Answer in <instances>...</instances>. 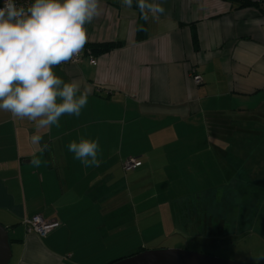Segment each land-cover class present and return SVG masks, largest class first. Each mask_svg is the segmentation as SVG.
Segmentation results:
<instances>
[{
	"label": "crops",
	"instance_id": "1",
	"mask_svg": "<svg viewBox=\"0 0 264 264\" xmlns=\"http://www.w3.org/2000/svg\"><path fill=\"white\" fill-rule=\"evenodd\" d=\"M155 2L165 13L145 22L135 7L100 0L85 45L97 64L85 56L54 68L90 89L79 117L64 115L60 128L37 132L0 111L9 264H111L178 240L185 226L198 227L192 208L201 196L232 185L252 151L263 161L262 148L235 141L264 134V4ZM97 43L119 46L96 55L87 45ZM34 134L47 151L32 143ZM80 137L98 140V167L85 168L68 151ZM130 157L142 165L126 171ZM36 215L59 225L46 236L28 232L24 221Z\"/></svg>",
	"mask_w": 264,
	"mask_h": 264
},
{
	"label": "clouds",
	"instance_id": "2",
	"mask_svg": "<svg viewBox=\"0 0 264 264\" xmlns=\"http://www.w3.org/2000/svg\"><path fill=\"white\" fill-rule=\"evenodd\" d=\"M139 10L145 22L159 19L165 8L155 0H120ZM100 0H33L27 6L4 0L0 8V111L15 121L28 120L40 129L60 128L64 115L79 117L90 89L65 81L54 68L79 56L88 41L86 25L100 15ZM141 30H146L141 27ZM43 137L34 134L33 144ZM85 168L98 167V140L80 137L67 145ZM48 145H41L45 152ZM32 165L42 161L34 156Z\"/></svg>",
	"mask_w": 264,
	"mask_h": 264
},
{
	"label": "rangeland",
	"instance_id": "3",
	"mask_svg": "<svg viewBox=\"0 0 264 264\" xmlns=\"http://www.w3.org/2000/svg\"><path fill=\"white\" fill-rule=\"evenodd\" d=\"M261 125L260 132H264V121ZM260 140L257 134L236 138L235 144L264 151V134ZM256 156L254 151L247 154L246 170L239 171L232 185L206 193L194 204L197 228L185 226L184 234L174 236L178 240L150 249H184L244 264H264V153L260 164Z\"/></svg>",
	"mask_w": 264,
	"mask_h": 264
},
{
	"label": "water",
	"instance_id": "4",
	"mask_svg": "<svg viewBox=\"0 0 264 264\" xmlns=\"http://www.w3.org/2000/svg\"><path fill=\"white\" fill-rule=\"evenodd\" d=\"M12 246L9 231L0 223V264H9ZM111 264H244L184 249H146Z\"/></svg>",
	"mask_w": 264,
	"mask_h": 264
},
{
	"label": "built area",
	"instance_id": "5",
	"mask_svg": "<svg viewBox=\"0 0 264 264\" xmlns=\"http://www.w3.org/2000/svg\"><path fill=\"white\" fill-rule=\"evenodd\" d=\"M251 1L261 2L262 0H251ZM15 2L17 3V5L27 6L33 1L32 0H15ZM3 5H4V0H1L0 8H2ZM85 56L89 57L91 64L93 65L97 64L96 57L91 53L87 55L85 48H84L83 52L79 56L75 57L72 61L68 63L61 64L60 66L79 65L84 60ZM193 77L197 84L202 83V77L200 75H194ZM141 165H142V161H140L136 157H130L126 159L123 163L124 169L126 171L134 170L140 167ZM24 223L27 226L28 232H35L40 236H46L49 232H51L53 229H55L59 225L58 221L46 220L41 215H36L30 219H25Z\"/></svg>",
	"mask_w": 264,
	"mask_h": 264
},
{
	"label": "trees",
	"instance_id": "6",
	"mask_svg": "<svg viewBox=\"0 0 264 264\" xmlns=\"http://www.w3.org/2000/svg\"><path fill=\"white\" fill-rule=\"evenodd\" d=\"M231 1L239 5V7L254 6L256 8H259L260 10H263L264 0H262L261 2H254L251 0H231ZM194 40L196 41L195 36H194ZM118 46L119 44L117 43H97V44L87 45V47L90 48L93 51V53L96 55L109 52Z\"/></svg>",
	"mask_w": 264,
	"mask_h": 264
}]
</instances>
